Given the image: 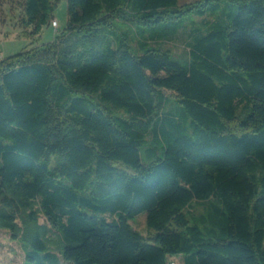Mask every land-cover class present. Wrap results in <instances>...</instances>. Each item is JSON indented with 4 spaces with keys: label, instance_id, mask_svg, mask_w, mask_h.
Listing matches in <instances>:
<instances>
[{
    "label": "trees",
    "instance_id": "1",
    "mask_svg": "<svg viewBox=\"0 0 264 264\" xmlns=\"http://www.w3.org/2000/svg\"><path fill=\"white\" fill-rule=\"evenodd\" d=\"M58 1L24 0L30 35ZM67 2L53 42L0 60V230L24 264H264V0ZM187 28L185 59L152 45Z\"/></svg>",
    "mask_w": 264,
    "mask_h": 264
},
{
    "label": "rangeland",
    "instance_id": "2",
    "mask_svg": "<svg viewBox=\"0 0 264 264\" xmlns=\"http://www.w3.org/2000/svg\"><path fill=\"white\" fill-rule=\"evenodd\" d=\"M198 1L200 0H179V5H191ZM24 17V0H0V60L16 55L24 49L53 42L57 34H60L68 26V2L59 0L55 7L54 20L58 22L59 27L55 28L51 24L46 25L39 35H30L34 28L33 26L25 28ZM202 20V18H195L197 24H201ZM189 34L190 28H187L186 32H181L170 41L152 45L171 50L176 57L185 59L188 56ZM166 94L175 96L173 92H166ZM204 212V207L195 204L190 213L199 216ZM131 224L145 237L152 234L148 229L145 213L134 218ZM25 256L22 242L13 240L8 231L0 230V264H24ZM175 262L183 264L184 259L178 257Z\"/></svg>",
    "mask_w": 264,
    "mask_h": 264
},
{
    "label": "built area",
    "instance_id": "3",
    "mask_svg": "<svg viewBox=\"0 0 264 264\" xmlns=\"http://www.w3.org/2000/svg\"><path fill=\"white\" fill-rule=\"evenodd\" d=\"M51 24L55 28L59 27V24H58V22L56 20H53ZM171 264H177V262L173 261Z\"/></svg>",
    "mask_w": 264,
    "mask_h": 264
}]
</instances>
